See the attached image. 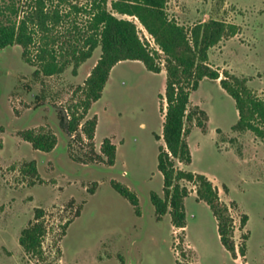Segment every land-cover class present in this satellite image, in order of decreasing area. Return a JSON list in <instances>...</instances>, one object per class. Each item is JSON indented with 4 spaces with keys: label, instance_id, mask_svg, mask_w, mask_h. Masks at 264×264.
Here are the masks:
<instances>
[{
    "label": "rangeland",
    "instance_id": "rangeland-1",
    "mask_svg": "<svg viewBox=\"0 0 264 264\" xmlns=\"http://www.w3.org/2000/svg\"><path fill=\"white\" fill-rule=\"evenodd\" d=\"M70 3L84 6L86 0H66L61 8L69 10ZM166 10L188 28L209 19L236 24L235 35L208 50V63L220 77L224 70L244 76L264 95V0H168ZM85 18L78 14V23ZM134 21L140 38L156 47ZM99 55L98 47L75 70L71 64L62 73L44 75L25 60L19 45L0 49V264H264V141L232 128L237 110L219 79L205 77L190 92L194 117L185 123V138L191 161L175 165L204 174L218 188L233 220L235 257L221 244L217 221L191 182L180 181L189 190L185 227L172 225L168 212L157 217L151 203V192L163 197L157 153L164 143L156 137L165 106L162 54L159 73L140 61L115 64L77 131L70 135L60 127L58 114L82 113L81 88ZM93 116L89 140L81 127ZM26 129L53 132L56 145L48 152L33 148L21 136ZM105 137L116 147L112 164L100 150ZM31 163L35 172L27 171ZM113 182L134 192L137 206ZM37 215L45 227L40 257L19 243Z\"/></svg>",
    "mask_w": 264,
    "mask_h": 264
},
{
    "label": "trees",
    "instance_id": "trees-1",
    "mask_svg": "<svg viewBox=\"0 0 264 264\" xmlns=\"http://www.w3.org/2000/svg\"><path fill=\"white\" fill-rule=\"evenodd\" d=\"M64 2L66 0H0V49L17 44L22 48L25 60L37 66L36 72L53 75L62 73L71 64L75 70L91 57L96 48H100V55L81 88L83 98L78 107L82 113L77 116L72 112L70 118L58 114L60 127L70 135L77 131L91 103L101 97L115 64L124 60L140 61L148 71L159 73L162 68L157 59L162 54L165 90L160 98L165 106L162 109V133L156 137H162L164 143L158 146L157 153L163 197L151 192V203L157 217L168 212L172 225L185 227L184 198L189 190L180 181L191 182L195 186L197 199L209 206L217 221L221 244L235 257L233 220L227 205L219 198L218 188L204 174L177 168L175 160L183 163L191 161L185 138L189 133L185 123L194 117L188 105L189 95L205 77L219 79L220 86L234 100L238 118L232 128L250 131L264 141V95L258 96L247 85L244 76L224 70L220 77L219 70L208 63V50L224 37L235 35L237 25L209 19L185 27L168 16V0H86L84 6L70 3L67 11L61 8ZM72 13L75 16L71 18ZM78 14L86 17L82 23L77 21ZM116 14L132 18L118 17ZM134 18L153 38L156 47L140 38ZM198 111L206 115L203 110ZM197 125L202 126L200 121H197ZM95 127L96 116H93L83 122L81 131L92 140ZM21 136L33 148L44 152L52 150L57 142L53 132L26 129ZM115 149L108 137L102 140L100 150L110 164L114 162ZM27 171L35 172L36 168L31 163ZM112 184L137 206L138 199L134 192L118 182ZM39 216L21 231L19 237L23 250L38 257L42 255L41 242L45 233ZM245 219L246 216H243L242 224ZM240 252L244 254V249L241 248Z\"/></svg>",
    "mask_w": 264,
    "mask_h": 264
},
{
    "label": "crops",
    "instance_id": "crops-1",
    "mask_svg": "<svg viewBox=\"0 0 264 264\" xmlns=\"http://www.w3.org/2000/svg\"><path fill=\"white\" fill-rule=\"evenodd\" d=\"M114 67V66H113Z\"/></svg>",
    "mask_w": 264,
    "mask_h": 264
}]
</instances>
